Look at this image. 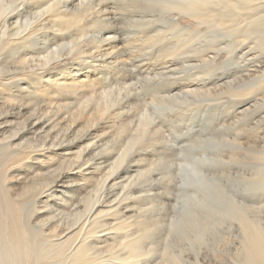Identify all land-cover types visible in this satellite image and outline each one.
<instances>
[{"label":"rangeland","instance_id":"1","mask_svg":"<svg viewBox=\"0 0 264 264\" xmlns=\"http://www.w3.org/2000/svg\"><path fill=\"white\" fill-rule=\"evenodd\" d=\"M52 1L41 0L40 4L45 8ZM138 1L106 0L103 4L109 6V13L101 14L99 22L91 13L83 14L76 25L59 18L62 29L54 30L57 33L50 29L48 37L36 23L27 25L39 19L34 12L23 11L21 23L10 29L11 37L0 33L1 185L7 180L12 196L23 197L21 219L39 234L46 248L52 252L61 246L65 249V256L57 253L53 264H241L254 236L249 235L252 242L247 241L246 249L244 233L250 232L244 226L248 228V222L242 224V214L235 216L236 210L244 207L248 214L242 218L257 225L252 224L255 232L260 228L264 233V157L240 144L250 140L248 129L253 125L260 126L264 134V46L256 15L259 2L245 6L253 9L252 13L244 9L249 18L223 24L198 16L201 10L219 11L221 0L214 1H219L216 8L214 2L210 5L212 0L208 4L193 0L201 5L199 12L187 0H173L182 1L184 8L168 0L167 9L160 0H150L156 7H146L151 4L148 0L149 4ZM208 5L213 11H208ZM107 29L115 30L117 38L109 46L103 43L102 51V47L96 48L95 39L98 31ZM23 31L30 34L19 40ZM8 38L13 41L10 45ZM82 47L91 52L89 56L104 52L106 65L100 75H89L91 66L82 63L78 52ZM22 56L32 63L22 62ZM94 82L100 86L90 88ZM20 96L31 103L24 107L28 113L18 114L19 110L13 109L14 116L6 118L11 113L4 115L9 102ZM58 104L63 106L56 108L62 107L67 116L76 114L71 117L72 121L78 119L76 122L105 108L92 128L82 125L80 133L76 129L71 135L56 134L64 128L60 117L53 123L44 118V129L31 130L32 108L41 111ZM242 129L247 133L242 134ZM89 132L88 140L70 153H56L59 146L45 152L42 144L43 139L72 141ZM137 153H141L139 157ZM116 159L123 160L114 166ZM84 162L87 167L98 163L100 176H90L86 170L82 175L74 173L78 169L72 168ZM130 165L131 171L125 173ZM116 173L124 174L112 184ZM65 174L69 177L58 184ZM55 184L49 204L38 201L35 206L34 198L46 200L51 195L47 191L36 197L38 193ZM247 231L252 233V229ZM84 246L87 255L82 263L75 262L71 255ZM131 250L137 256L126 259Z\"/></svg>","mask_w":264,"mask_h":264},{"label":"bare ground","instance_id":"2","mask_svg":"<svg viewBox=\"0 0 264 264\" xmlns=\"http://www.w3.org/2000/svg\"><path fill=\"white\" fill-rule=\"evenodd\" d=\"M32 1H34V0H0V33L2 34V35H9V37H11L12 36V34H10V29H11V27H13L14 26V24H18L19 25V21H20V17H21V13H23V11H31L30 13H33L34 12V14L39 18V19H36L33 23H27V25H31V24H34V23H36V28L37 27H41V28H43V29H41L40 28V31H44V34H45V37H48L49 36V30L50 29H53V32H55V31H60L62 28H61V26H59V24L61 23H58V19L59 18H61L63 21V23H65V24H73V25H76L79 21H80V19H81V16L84 14V15H88V14H92V15H95V18H96V21H98L99 22V20H98V17H102V15H105L104 14V12L107 10V8L109 7L107 4H103L106 0H60L59 2L61 3H56V0H53L52 1V3H50V4H48L45 8H42V7H44L43 6V3L42 4H40V2H41V0H35V3L34 2H32ZM150 3H151V1L150 0H148ZM147 0L145 1V4H149V2H148ZM154 1V0H153ZM157 2H158V0H156ZM170 1H173V0H170ZM183 1V0H182ZM181 1V3L183 4V2ZM184 1H186V0H184ZM190 1V2H189ZM192 1L193 0H187L186 2H188L187 4H191V6L193 5V7H194V5H195V2L192 4ZM196 1V0H195ZM200 1H202V3L201 4H203V3H209V1L210 0H197V2H200ZM215 0H212V2L210 3V5L214 2ZM220 1V0H219ZM218 1V2H219ZM255 1V2H254ZM257 1L259 2L258 4H259V8H258V11L256 10V15H258L257 16V18L260 20V24H261V36H262V42H263V46H264V0H221V4H219L217 1H216V3L214 2V8H216L217 6H218V4L220 5V7L218 6L217 8L218 9H220L219 11H216V13H201V12H203V10H201V12L199 13V15L198 14H196V15H198V16H200L199 18H201L202 19V17L203 18H214V19H216V20H218L217 22L218 23H223V24H227L228 22L227 21H233V20H235V21H237V19H247V18H249L250 17V15H249V13H244V9H245V11L247 10V8H249V7H245V6H247L248 4H250L251 2H254L255 4H257ZM57 2H58V0H57ZM133 2H134V0H133ZM132 2V3H133ZM137 2L139 3V1L137 0ZM137 2H134V3H137ZM144 2V0H142V4H144L143 3ZM147 2V3H146ZM161 2V3H160ZM160 2H158L160 5H163L164 7V9H167V7L165 8V5L167 6L168 5V7H170L169 5L170 4H168L169 2H168V0H160ZM168 2V3H167ZM174 2V4L173 5H175V6H180V4L181 3H178L177 1V3L175 2V1H173ZM45 3V2H44ZM128 3V2H127ZM130 3V2H129ZM153 3V2H152ZM149 4V5H147L146 7H148V6H153V7H156V6H154L153 4ZM167 3V4H166ZM171 3V2H170ZM56 4H58V5H56ZM159 4H157V5H159ZM177 4V5H176ZM179 4V5H178ZM223 4V5H222ZM225 4V5H224ZM253 4V3H252ZM184 5H186V4H184ZM199 5V6H198ZM198 5H195V7H197V11H198V9H199V7L201 6L200 4H198ZM215 5H217L216 7H215ZM228 6V7H230V9L228 8V7H226L225 9H223L224 7H222V6ZM113 6V5H112ZM143 6V5H142ZM173 7L174 8V10H175V8L176 7ZM187 6V5H186ZM185 6V7H186ZM205 6H207V5H205ZM209 6V5H208ZM213 6H209L208 8H210V9H208V11L209 10H212L213 11ZM248 6H251V5H248ZM255 6V5H254ZM135 7H136V5H135ZM145 7V6H144ZM143 7V8H144ZM159 7H162V6H159ZM183 7V5H181L180 6V8H182ZM194 7V8H195ZM203 7V6H202ZM222 7V8H221ZM231 7H235L236 8V10H235V8L232 10V8ZM39 8H40V10H39ZM150 8H152V7H150ZM149 8V9H150ZM162 8V10H164ZM184 8V7H183ZM228 8V9H227ZM153 9H155V8H153ZM168 9H170V8H168ZM178 9V8H177ZM176 9V10H177ZM185 9H188V6H187V8H185ZM204 9V8H203ZM37 10H39V11H37ZM111 10V9H110ZM172 10V9H171ZM181 10H184V9H181ZM189 10H190V8H189ZM242 10H243V12H242ZM249 10H250V8H249ZM251 10H253V9H251ZM250 10V11H251ZM255 10V9H254ZM92 11V12H91ZM108 11V10H107ZM106 11V12H107ZM192 11H194V10H192ZM200 11V10H199ZM198 11V12H199ZM205 11H207V8H206V10ZM250 11H248L247 10V12H250ZM105 12V13H106ZM169 12V11H168ZM179 12H180V10H179ZM184 12V11H183ZM186 12V11H185ZM211 12V11H210ZM254 12V11H253ZM107 13H109V12H107ZM194 13V12H193ZM251 13H252V11H251ZM102 14V15H101ZM254 14V13H253ZM50 15V16H49ZM91 15V16H92ZM183 15V14H182ZM247 15V16H246ZM91 16H90V20H91ZM111 16V15H110ZM168 16V15H167ZM254 16V15H253ZM42 17H44V18H42ZM53 17H56V18H54V20H51L50 21V24H47L46 22L48 21L49 22V20L52 18L53 19ZM58 17V18H57ZM89 16H87L86 18H88ZM197 17V16H196ZM34 18H36V17H34ZM84 18V17H83ZM89 19V18H88ZM102 19H104V17L102 18ZM105 19H107L108 20V18H105ZM104 19V20H105ZM141 19V18H140ZM214 19H212V21L214 20ZM252 19H255V17H253ZM251 18H250V20H252ZM60 20V19H59ZM85 20V19H84ZM110 20V19H109ZM137 20V19H136ZM152 20V19H151ZM26 21V20H25ZM145 21V20H144ZM204 21V20H203ZM215 21V20H214ZM227 23H226V22ZM253 21V20H252ZM108 22V21H107ZM138 22H139V20H138ZM216 22V21H215ZM225 22V23H224ZM238 22H239V20H238ZM20 23H21V21H20ZM63 23H62V25H63ZM95 23V22H94ZM94 23H93V25H94ZM142 23V22H141ZM178 23V22H177ZM176 23V24H177ZM218 23H216L215 25H216V27H219L218 25ZM80 24V23H79ZM164 24V23H163ZM214 24V23H213ZM223 24H220V25H223ZM97 24H95V26H96ZM109 26H110V24H109ZM112 26V25H111ZM122 26V25H121ZM179 26V25H178ZM225 26V25H224ZM243 26V25H242ZM55 27H58V28H55ZM65 27V26H64ZM80 27H82V26H80ZM97 27V26H96ZM107 27H108V25H107ZM106 27V28H107ZM118 27V26H117ZM222 27V26H221ZM20 29H18V30H22V27H19ZM60 28V29H59ZM111 28H113V26L111 27ZM207 28V27H206ZM236 28V27H235ZM39 29V28H38ZM96 29V28H95ZM171 29V28H170ZM55 30V31H54ZM231 30V29H230ZM39 31V32H40ZM96 31V30H95ZM114 31L115 30H113V29H107V30H104V31H101V32H97L98 34L96 35V41H97V43L95 44V46H96V48H97V46L98 47H102V51L105 49V46H104V44L103 43H107V46H109L110 45V43H111V41L112 40H114L115 38H117V36H116V34H114ZM25 31H23L21 34H19L21 37H19V40L21 39H23V40H25V38H26V35H29L30 34V31L29 32H27L26 34L24 33ZM39 32H36L35 31V33H39ZM160 32V31H159ZM168 32V31H167ZM55 33H57V32H55ZM43 34V33H42ZM39 35V34H38ZM41 35V34H40ZM40 35L38 36V37H40ZM51 35V34H50ZM44 36V35H43ZM50 37H52V36H50ZM54 38V37H53ZM12 38H8L7 40H8V44L10 43H13V41L11 40ZM14 39V38H13ZM17 39V38H16ZM47 39V38H46ZM42 40V39H41ZM10 41V42H9ZM15 41H17V40H15ZM166 41V40H165ZM19 42V41H18ZM45 42V41H44ZM4 43V42H3ZM15 43V42H14ZM7 44V45H8ZM9 44V45H10ZM21 44V43H20ZM99 44H100V46H99ZM1 47V50H2V47L3 46H0ZM9 47V46H8ZM88 47V46H87ZM93 47V46H92ZM43 48V47H42ZM86 48V47H85ZM88 48H90V47H88ZM111 48V47H110ZM91 49V48H90ZM4 50V49H3ZM7 50V49H6ZM5 50V51H6ZM14 50V49H13ZM86 49H84L83 47L81 48V49H79V54H81V57H83V60H82V63H84V65H90L91 66V68H90V72H89V75L91 74V75H100L101 74V70L104 68V66L106 65V61H105V58H104V52L103 53H101V51L100 50H98V52L100 51V53L98 54L99 56H97V55H87V54H91V52L90 53H87L86 51H85ZM220 50V49H219ZM19 51V50H18ZM77 51V50H76ZM115 51V50H114ZM2 52V51H1ZM13 52V51H12ZM77 52V53H78ZM10 53V52H9ZM8 53V54H9ZM23 53H25V52H23ZM43 53V52H42ZM54 53V52H53ZM53 53H50V54H53ZM74 53V52H73ZM93 53V52H92ZM105 53H107V54H110L111 52H105ZM7 54V53H6ZM95 54H96V51H95ZM20 55V54H19ZM16 56V55H15ZM264 56V55H263ZM80 57V58H81ZM82 59V58H81ZM21 60H22V62H29V61H32L30 58H26L25 56H22L21 57ZM47 61V60H46ZM205 61V60H204ZM30 63V62H29ZM32 63V62H31ZM30 63V64H31ZM22 65V64H21ZM192 65V64H191ZM24 67V66H23ZM32 67V66H31ZM188 67V66H187ZM190 67V66H189ZM28 68V67H27ZM20 69V68H19ZM41 70H42V68H41ZM263 72H264V70H263ZM262 72V73H263ZM31 73V72H30ZM30 73H29V75H30ZM41 74V73H40ZM252 74V73H251ZM26 75H28V74H26ZM28 75V76H29ZM88 78H89V76L88 75H86ZM263 76V75H262ZM30 77V76H29ZM45 77V76H44ZM15 78H17V77H15ZM15 78H13L14 80H15ZM19 78V77H18ZM87 78V79H88ZM262 78H264V76L262 77ZM0 79H3V78H0ZM22 80V79H21ZM50 80V79H49ZM71 80V79H70ZM95 80V78L93 79V81ZM13 81V80H12ZM2 83L1 84H3L4 86H5V82L3 83V80L1 81ZM6 82H7V80H6ZM9 82V81H8ZM88 82V81H87ZM2 85V86H3ZM10 85V84H9ZM74 85V84H73ZM67 86V85H66ZM96 86H100V84L98 83H93V84H89V87L90 88H93L94 89V87H96ZM79 87V86H78ZM102 89V88H101ZM119 89V88H118ZM63 90V89H62ZM92 92V91H91ZM104 92V91H103ZM120 92V91H119ZM263 93V92H262ZM92 95V94H91ZM132 95H133V93H132ZM263 95V94H262ZM127 96V95H126ZM264 96V95H263ZM18 97V96H17ZM101 97V96H100ZM112 98V97H111ZM167 98V97H166ZM157 99V98H156ZM17 101H15L14 103H12V102H9V104H8V111H7V108H6V112H2L4 115H6V114H8L7 112H10L11 111V113L8 115V116H6V118H12L13 116H14V113H12V111H13V109H17V110H19L18 111V114H23V111H24V113L25 112H27L28 110L27 109H25L24 107H25V105L27 104V106H29L28 104H31V103H27V99H25V97H22V96H20V98L19 99H16ZM98 100H100V98L98 99ZM128 100H129V98H128ZM159 100H160V98H159ZM162 101V100H161ZM238 102H240V101H238ZM51 104H54V105H56L57 103H54V102H50ZM161 103V102H160ZM44 104V103H43ZM64 104H66V103H64ZM237 104V103H236ZM17 105V106H16ZM35 105V104H34ZM67 105V104H66ZM65 105V106H66ZM14 106H16V107H14ZM36 106V105H35ZM60 106H63V105H59L58 104V106H53V105H51V106H46L45 108H42V110L41 111H35V109H37V108H32V113L30 112V116H29V120L31 119V116H33L34 117V120L33 121H29L30 122V125H31V130H33V131H36V130H39V129H44L45 128V126H43V123L44 122H41L44 118H46V119H49L50 121H48V122H50V123H53L52 121L55 119V121L56 120H58L57 118L58 117H60L61 119L63 118V122H64V128H63V130L60 132V133H58L57 131H56V134H65L66 132L69 134L70 133V135H71V133H74V131L77 129V133H80L81 132V130H82V125H84V129H86V128H89V127H91L92 126V124L96 121L95 120V118L97 117V116H99L100 115V113H102L103 111H104V109L103 108H105V106H103V108H100V109H97L96 110V112H93V114H92V116L91 117H89V116H86V118L85 119H82L80 122H76L77 120H75V121H72V119L73 118H71V117H74V116H76V114H74V116L73 115H71L70 113V115L71 116H67V114H66V112H64V111H62V107L59 109V108H56V107H60ZM236 106H238V105H236ZM33 107V106H32ZM134 107V106H133ZM235 107V106H234ZM56 108V109H55ZM131 108V107H130ZM41 109V108H40ZM232 109H234V108H232ZM4 110V109H3ZM17 110H15V111H17ZM127 111V110H126ZM61 112H62V114H64V116L63 115H61ZM28 113V112H27ZM73 113V112H72ZM76 113V112H75ZM251 113H253V112H251ZM2 114V115H3ZM56 114V118L55 117H53V115H55ZM77 114H79V113H77ZM121 115V114H120ZM243 115V114H242ZM249 115V114H248ZM252 115V114H251ZM50 116H52V117H50ZM77 116H79V115H77ZM109 116H111V115H109ZM236 116H239V115H236ZM244 116V115H243ZM107 117V116H106ZM246 117V116H245ZM1 118H2V116H1ZM26 119V118H25ZM28 119V118H27ZM81 119V118H80ZM99 119V118H98ZM236 119V118H235ZM234 119V120H235ZM32 120V119H31ZM95 120V121H94ZM9 121V120H8ZM238 121V120H237ZM7 122V121H6ZM22 122V121H21ZM60 123H61V121H60ZM59 123V124H60ZM82 123V124H81ZM3 124V123H2ZM62 124V123H61ZM97 124V123H96ZM0 125H1V122H0ZM56 125V126H55ZM250 125V124H249ZM257 125H259V124H257ZM24 126H26V123H25V125ZM46 126H48V125H46ZM58 126V124H55L54 123V127H57ZM60 126V125H59ZM80 126V128L78 129V127ZM95 126V125H94ZM2 127H3V125H2ZM30 127V126H29ZM82 127V128H81ZM246 127V126H245ZM260 127V126H259ZM258 126H256V125H253V127H249V129H248V131H250L249 132V134H248V136H249V139L250 140H246V142L244 141V143H240L241 145H242V147H243V149H246V150H250L251 152H254V153H256L257 155H260V156H263L264 157V147L263 146H261V144H260V142H263L264 143V134H263V131L259 128ZM53 128V127H52ZM52 128H51V130H52ZM92 128V127H91ZM155 128V127H154ZM223 128V127H222ZM243 128V127H242ZM262 128H263V126H262ZM27 129V128H26ZM54 129H57V128H54ZM60 128H58V130H59ZM247 129V128H246ZM23 130V129H22ZM242 130H244V129H242ZM30 131V130H29ZM60 131V130H59ZM245 131V130H244ZM243 131V132H244ZM15 132V131H14ZM18 132V131H17ZM17 132H15V133H17ZM19 132H21V131H19ZM37 132V131H36ZM76 133V134H77ZM92 132H89V133H87V134H82L81 136H79L78 138L79 139H77V137H75L74 138V140L72 139V141H70L69 140V138L68 139H65V138H57V139H54V140H51V139H47V140H42V144L44 145V143H45V149H47V151H45V152H49L51 149H54L55 147H57V146H59V148H57V150H56V153H60V154H62V153H70V152H72L73 151V149H75L77 146H81V144L82 143H84V142H86L87 140H88V138H89V136H91L90 134H91ZM245 133H247L246 131L244 132V133H242V134H245ZM35 135V134H34ZM50 135V134H49ZM49 135H47V136H49ZM94 135V134H93ZM14 136V135H13ZM64 136H66V135H64ZM76 136V135H75ZM78 136V135H77ZM35 137V136H34ZM46 137V136H45ZM71 137V136H70ZM18 138V137H17ZM47 138V137H46ZM50 138H51V136H50ZM35 139H36V137H35ZM213 139V138H212ZM243 139V138H242ZM247 139V138H246ZM11 140V139H10ZM12 140H14V139H12ZM232 140V139H231ZM237 140V139H236ZM245 140V139H244ZM1 141V140H0ZM3 141V140H2ZM6 141H8L9 142V140L7 139ZM35 141H37V140H35ZM239 141V140H238ZM21 142V141H20ZM32 142V141H31ZM153 142V141H152ZM146 143V142H145ZM144 143V144H145ZM262 143V144H263ZM1 144H3V143H0V146H1ZM10 144V143H9ZM22 144V143H21ZM31 144V143H30ZM148 144V143H147ZM33 145V144H32ZM154 145V144H153ZM264 145V144H263ZM12 146H13V144H12ZM12 146H8V148L10 147H12ZM34 146V145H33ZM87 146H89V145H87ZM14 148H15V146H13ZM35 147V146H34ZM261 147H263L262 149H261ZM4 148V147H3ZM78 148V147H77ZM89 148V147H88ZM145 148V147H144ZM86 149V148H85ZM84 149V151H86ZM168 149V148H167ZM258 149V150H257ZM35 150V149H34ZM38 150V149H37ZM40 150H43V149H40ZM55 150V149H54ZM95 150V149H94ZM147 150H148V148H147ZM83 151V150H82ZM79 152V151H78ZM43 153V152H42ZM51 153V152H50ZM83 153V152H82ZM91 153H92V151H91ZM112 153H113V151H112ZM41 154V153H40ZM111 154V153H110ZM138 154V153H137ZM141 154V153H140ZM140 154H138V157L140 156ZM78 155V154H77ZM76 155V156H77ZM79 155H82V154H79ZM85 155L86 154H84V158H85ZM47 156H49V154L47 155ZM105 156V155H104ZM259 156V157H260ZM29 157V156H28ZM42 157V156H41ZM135 158H136V156H134ZM51 158V157H50ZM69 158V157H68ZM87 158V157H86ZM102 158V157H101ZM100 158V159H101ZM135 158H133V159H135ZM208 158V157H207ZM8 159V158H7ZM18 159V158H17ZM16 159V160H17ZM20 159V158H19ZM107 159V158H106ZM132 159V160H133ZM41 160V159H40ZM48 160V159H47ZM84 160H86V159H84ZM123 159H116V161H115V163L114 164H112V165H114V166H116L118 163H120L121 161H122ZM28 161V160H27ZM102 161V160H101ZM110 161V160H109ZM62 162H64V161H62ZM69 162H71V161H69ZM98 162V161H97ZM108 162V161H107ZM134 162V161H133ZM9 163V162H8ZM43 163V162H42ZM61 163V162H60ZM72 163V162H71ZM99 163V162H98ZM98 163H94L92 166H88L87 167V165H86V163L84 162V163H82V164H79V165H75L74 166V168H72L71 167V165H70V168H72V169H78L77 171H74V173H79L80 175H82V172L84 171L85 172V170L88 172V173H92L90 176H100L99 175V173L97 172L98 170H99V168L98 167H96L97 166V164ZM6 164V163H5ZM104 165V164H103ZM106 166V165H105ZM110 166V165H109ZM113 166V167H114ZM23 167V166H22ZM128 167V166H127ZM12 168V167H11ZM24 168V167H23ZM93 168V169H92ZM101 168V167H100ZM96 170V172L95 171H93V170ZM130 169H132V166L130 165L129 166V168H128V170L125 172V173H128V172H130L131 170ZM3 171H4V169H3ZM68 171V170H67ZM70 171V170H69ZM66 172V171H65ZM5 173V172H4ZM102 173V172H101ZM62 174V173H61ZM117 174V173H116ZM124 173H119V174H117L114 178H112L111 180H110V183H112V184H114L115 183V181L114 180H116L117 181V179H122V175H123ZM7 176V175H6ZM3 177V176H2ZM67 177H69V174H65L60 180H59V182H58V184L59 183H61L62 181H63V179H67ZM4 178V177H3ZM7 178V177H6ZM8 179V178H7ZM18 179V178H17ZM59 179V178H58ZM210 180H211V178H210ZM6 182H7V180H5ZM100 181V180H99ZM6 182H4V183H2V185H1V182H0V185H1V189H0V264H53V258H55V256H57L58 254L60 255L59 257H61V254L63 253L64 254V256H65V249L63 250V247L61 246V248L59 249V247L58 248H56V250L55 251H51V250H49L48 248H46V246H45V244H44V242L42 241L43 239L41 238L40 239V237H39V234L37 235V232L35 231V230H33V228L27 223L26 224V222L24 223L23 221V219H21V215L19 214V211H20V209L22 208L21 206H22V202L24 201V200H22L23 199V197H21L20 199H15L12 195H13V193L11 192V190L10 189H12V188H8L7 187V184H6ZM41 182V181H40ZM56 182V181H55ZM64 182V181H63ZM62 182V183H63ZM75 182V181H74ZM77 182V181H76ZM58 184H55L53 187H50V185H49V187L50 188H46V189H44V190H42V191H40L39 193H38V195L36 196V197H40V196H42L44 193H46L47 191L49 192L50 191V193L49 194H51L50 196H48L47 197V195H45L46 197V200H43V199H37V198H34V200H32L33 201V204L36 206V204L38 203V201L39 202H41V203H43V204H49L48 203V200H49V197H52V196H55L54 194V189H55V187H57L58 186ZM70 184H68V186H69ZM28 187V186H27ZM103 187V186H102ZM39 190V189H38ZM212 190V189H211ZM68 191V190H67ZM132 191V190H131ZM53 193V194H52ZM40 194H42V195H40ZM103 195V194H102ZM17 196V195H16ZM15 196V197H16ZM18 196H20V195H18ZM22 196V195H21ZM89 197H92V196H89ZM89 197H88V201H89ZM213 197V196H212ZM134 198V197H133ZM32 199V198H31ZM37 200V201H36ZM91 200V199H90ZM95 201V200H94ZM96 203H98V202H96ZM236 203V202H235ZM251 203V202H250ZM71 204V203H70ZM242 204V203H241ZM33 205V206H34ZM72 205V204H71ZM93 205V204H92ZM236 205V204H235ZM243 205H240V207L239 208H241ZM34 208V207H33ZM92 208V207H91ZM211 208V207H210ZM238 208V209H239ZM247 208V207H246ZM251 208V207H250ZM191 209V208H190ZM204 209V208H203ZM209 209V208H208ZM244 207H242V209H239V210H236V213H235V216H237V217H239L241 214H242V216L245 214V212L246 211H244ZM84 210V209H83ZM93 210V209H92ZM102 210V209H101ZM210 210V209H209ZM212 210V209H211ZM214 210H216V209H214ZM214 210H213V212H214ZM217 210H218V208H217ZM242 210H243V212L244 213H242ZM246 210V209H245ZM38 211V210H37ZM89 211V210H88ZM91 211V210H90ZM238 211H241V212H238ZM99 212V211H98ZM205 212V211H204ZM216 213H217V211H215ZM223 212V211H222ZM238 212V213H237ZM84 213V212H83ZM208 213V212H207ZM239 213H241V214H239ZM186 214V213H185ZM192 214H194V213H192ZM217 214H219V212L217 213ZM236 214H238V215H236ZM246 214H248L247 212H246ZM245 214V215H246ZM255 214V213H254ZM23 215V214H22ZM184 215V214H183ZM201 216V215H200ZM203 216V215H202ZM242 216H240L241 218L240 219H243V220H240V221H244V223H242V224H246V226H247V222H248V226L249 227H251V225L253 224H250L249 225V221H247L244 217L242 218ZM89 217V216H88ZM129 217V216H128ZM190 217V216H189ZM207 217V216H206ZM212 217H214V216H212ZM217 217V216H216ZM203 218V217H202ZM87 219V218H86ZM205 219V218H204ZM221 219V218H220ZM252 219V218H251ZM23 220V221H22ZM44 220V219H43ZM192 220V219H191ZM219 220V219H218ZM246 220V221H245ZM182 221V220H181ZM196 221V220H195ZM206 221V220H205ZM209 221V220H208ZM92 222V221H91ZM126 222V221H125ZM213 222V221H212ZM252 221H250V223H251ZM47 223V222H46ZM190 223V222H189ZM184 224V223H183ZM196 224V223H195ZM220 225V224H219ZM253 225H255V226H257L255 223L253 224ZM252 225V227L251 228H247V227H245L244 226V230L246 231V232H250L248 235H247V233H244V234H246V236H244L245 237V244H244V246H245V248L247 249V246H249V244H247L246 245V243H247V241H248V243H249V240H250V237H252V236H254V237H252L251 239H252V241H253V243L252 244H250V245H253L252 247L250 246V249L246 252V249L244 248V246H243V248L245 249L244 251L246 252V254H245V258L243 259V260H240L239 261V263L241 262V264H264V233H262V232H260L261 230H259L258 229V231L257 232H255L254 230L255 229H253V228H255L254 226ZM185 226V225H184ZM190 226V225H189ZM197 226V225H196ZM259 226V225H258ZM187 227V226H186ZM242 227H243V225H242ZM263 227V226H262ZM194 228V227H193ZM243 229V228H242ZM251 230L252 229V233H251V231H247V230ZM257 229V228H256ZM199 230H200V228H199ZM81 231V230H80ZM146 231V230H145ZM255 233H254V232ZM263 232H264V230H262ZM254 233V234H253ZM250 234H252V236H249ZM198 235V234H197ZM222 235V234H221ZM199 236V235H198ZM249 236V237H248ZM128 237V236H127ZM246 237H248V238H246ZM125 238V237H124ZM133 239V238H132ZM199 239V238H198ZM248 239V240H247ZM127 240V239H126ZM128 241V240H127ZM126 241V242H127ZM251 240H250V242H252ZM134 242V241H133ZM132 242V243H133ZM136 242V241H135ZM205 242V241H204ZM210 242V241H209ZM83 243V242H82ZM81 243V244H82ZM233 243V242H232ZM84 244V243H83ZM87 244H88V242H87ZM87 244H86V246H87ZM136 244V243H135ZM79 245V244H78ZM89 245V244H88ZM91 245V244H90ZM129 245H131V242H130V244ZM129 245H128V247H129ZM81 246V245H80ZM133 247H134V244H133ZM142 247V246H141ZM176 247V246H175ZM230 247V246H229ZM50 248V247H49ZM78 248V247H77ZM125 248V247H124ZM239 248V247H238ZM129 249H130V247H129ZM128 249V250H129ZM137 249H139V248H137ZM137 249H136V251H137ZM241 249V248H240ZM239 249V250H240ZM93 250H94V248H93ZM134 250H135V248H134ZM134 250L131 252V256H127V258L126 259H128V257H135V256H137V252L135 253L134 252ZM179 250V249H178ZM223 250V249H222ZM243 250V249H242ZM75 252L71 255V257L74 259V261L75 262H78L79 261V263H82L81 261H83L84 260V258H85V256L87 255L86 253H88V248H85V246H84V248L82 247V248H78V249H76V250H74ZM95 251V250H94ZM114 251V250H113ZM243 251V252H244ZM244 252V253H245ZM58 253V254H57ZM233 253V252H232ZM108 255V254H107ZM113 255V254H112ZM123 255V254H122ZM140 255V254H139ZM54 256V257H53ZM94 256V255H93ZM58 257V256H57ZM124 258V257H123ZM121 259L120 258V261L121 260H124V259ZM235 259V258H234ZM237 259H238V256H237ZM107 260V259H106ZM132 260H134L133 258H132ZM138 260H139V258H138ZM93 261V260H92ZM237 261V260H236ZM74 262V263H75ZM130 262V261H129ZM170 262V261H169ZM236 263V262H235ZM83 264V263H82ZM88 264V263H87ZM170 264H171V262H170ZM238 264V263H237Z\"/></svg>","mask_w":264,"mask_h":264}]
</instances>
